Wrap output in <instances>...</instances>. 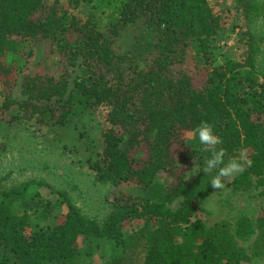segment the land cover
<instances>
[{"label": "trees", "instance_id": "1", "mask_svg": "<svg viewBox=\"0 0 264 264\" xmlns=\"http://www.w3.org/2000/svg\"><path fill=\"white\" fill-rule=\"evenodd\" d=\"M86 3L0 0V154L15 106L36 134L77 121L75 163L120 192L107 197L99 220L66 190L39 180L9 188L0 178V264H81L83 256L99 264H258L264 215L212 227L196 217L223 188L203 172L188 177L209 153L185 137L208 122L225 160L243 153L251 161L234 191L264 190L263 38L250 28L262 0H121L107 29ZM23 43L44 49L58 68H27L26 99L17 103L20 72L8 58ZM78 65L71 88L69 69ZM162 174L170 180L164 186Z\"/></svg>", "mask_w": 264, "mask_h": 264}, {"label": "rangeland", "instance_id": "2", "mask_svg": "<svg viewBox=\"0 0 264 264\" xmlns=\"http://www.w3.org/2000/svg\"><path fill=\"white\" fill-rule=\"evenodd\" d=\"M87 1L88 3L85 5H90L99 14L101 28L111 27L117 18V9L120 7L121 0ZM262 4L263 8L260 14L250 20V28L258 38H263L258 63L264 68V0H262ZM44 51V49L35 48L32 44L23 43L16 55H9V63L18 66L20 72L18 84L13 91L17 103L26 99L22 92L21 83L22 76L26 73L27 68L43 66L47 70L57 71L58 66L54 64L56 58L51 57L49 60H45ZM69 73L72 88L75 79L81 73V65L70 68ZM9 113L14 124L11 127L12 132L10 133L8 151L0 154V178L5 179V186L10 188L30 180H39L56 190L68 191L75 203L81 206L85 213L103 220L109 210L107 197L117 195L120 189L95 183L91 173L80 166V163H75L76 150L72 144L78 139L76 127L80 124L74 121L65 127L59 129L46 128L41 133L36 134L31 129V125L21 123L20 119L16 117L19 115L18 106L13 107ZM1 117L2 119L7 118L5 115ZM185 138L190 148L200 150L198 138L195 134L187 133ZM195 166L196 164L188 171V177L194 176H190V172ZM240 172L234 173L229 178H223V190H216L209 194L198 209L196 217L201 219L207 227H212L222 220L235 224L242 216H249L256 220L264 215L263 189L250 188L246 191H234L232 188V182ZM158 182L164 186L170 180L162 174ZM44 195L45 198L50 197L47 189L44 190ZM180 201L175 202L172 209L176 210L180 205ZM141 226V223L131 226L128 237L134 235ZM253 240L254 237L247 241H240L239 244L248 248ZM99 263V261L92 262L85 256L81 261V264ZM258 264H264V257L260 259Z\"/></svg>", "mask_w": 264, "mask_h": 264}, {"label": "clouds", "instance_id": "3", "mask_svg": "<svg viewBox=\"0 0 264 264\" xmlns=\"http://www.w3.org/2000/svg\"><path fill=\"white\" fill-rule=\"evenodd\" d=\"M193 131L198 138L199 145L202 146L201 150L209 155L203 159L202 164L197 159L199 163L191 170L190 176L203 172L204 175H210L209 184L213 188L221 189L224 187L223 178H229L234 173L242 171L246 165L251 164L243 153L237 158L225 160V149L218 147L222 142L221 138L214 133L208 122L202 121ZM213 172L215 175H211Z\"/></svg>", "mask_w": 264, "mask_h": 264}]
</instances>
